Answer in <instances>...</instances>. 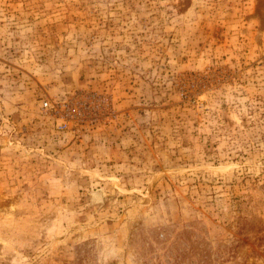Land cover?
I'll return each mask as SVG.
<instances>
[{"label": "rangeland", "instance_id": "374dc122", "mask_svg": "<svg viewBox=\"0 0 264 264\" xmlns=\"http://www.w3.org/2000/svg\"><path fill=\"white\" fill-rule=\"evenodd\" d=\"M0 264H264V0H0Z\"/></svg>", "mask_w": 264, "mask_h": 264}, {"label": "built area", "instance_id": "2783aa9c", "mask_svg": "<svg viewBox=\"0 0 264 264\" xmlns=\"http://www.w3.org/2000/svg\"><path fill=\"white\" fill-rule=\"evenodd\" d=\"M43 104H44V106H45V107H48V105H49V102H48V101H46V102H44Z\"/></svg>", "mask_w": 264, "mask_h": 264}]
</instances>
